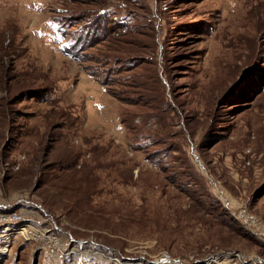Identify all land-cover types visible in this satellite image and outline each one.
I'll return each instance as SVG.
<instances>
[{
    "label": "rangeland",
    "instance_id": "obj_1",
    "mask_svg": "<svg viewBox=\"0 0 264 264\" xmlns=\"http://www.w3.org/2000/svg\"><path fill=\"white\" fill-rule=\"evenodd\" d=\"M11 212L0 264H264V0H0Z\"/></svg>",
    "mask_w": 264,
    "mask_h": 264
},
{
    "label": "built area",
    "instance_id": "obj_2",
    "mask_svg": "<svg viewBox=\"0 0 264 264\" xmlns=\"http://www.w3.org/2000/svg\"><path fill=\"white\" fill-rule=\"evenodd\" d=\"M238 218L244 223L246 228L251 230V231H255V230H257L259 228V219H258L257 215L252 213L247 208H242L238 212ZM20 220H21V217L16 212H11V213L6 214V215H0V226L4 222L17 224ZM6 227H12L13 231L15 230L13 225H9V226H6ZM34 230L35 229L31 228V226L21 225L18 228V233H20L25 239H28V238L32 237V235L34 234ZM170 258H171V255L169 253H164L162 255V257H161V260L164 263V262L168 261Z\"/></svg>",
    "mask_w": 264,
    "mask_h": 264
},
{
    "label": "bare ground",
    "instance_id": "obj_3",
    "mask_svg": "<svg viewBox=\"0 0 264 264\" xmlns=\"http://www.w3.org/2000/svg\"><path fill=\"white\" fill-rule=\"evenodd\" d=\"M6 231H9L10 233H7V234H2V236L1 237H4V236H7V235H12L13 233L11 232V231H13V228L12 227H6V229H5ZM159 262H157V263H162V260L160 259V260H158Z\"/></svg>",
    "mask_w": 264,
    "mask_h": 264
}]
</instances>
